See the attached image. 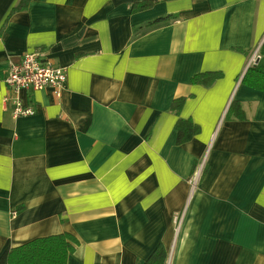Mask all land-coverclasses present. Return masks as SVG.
<instances>
[{
  "label": "crops",
  "instance_id": "obj_1",
  "mask_svg": "<svg viewBox=\"0 0 264 264\" xmlns=\"http://www.w3.org/2000/svg\"><path fill=\"white\" fill-rule=\"evenodd\" d=\"M19 2L0 0V257L69 232L67 264H145L160 245L166 264H264V90L243 81L264 0ZM34 49L67 84L21 91L35 113L15 117L7 66Z\"/></svg>",
  "mask_w": 264,
  "mask_h": 264
},
{
  "label": "trees",
  "instance_id": "obj_2",
  "mask_svg": "<svg viewBox=\"0 0 264 264\" xmlns=\"http://www.w3.org/2000/svg\"><path fill=\"white\" fill-rule=\"evenodd\" d=\"M30 0H20L18 5L12 10L15 13L24 10ZM151 5L150 2H141L135 5L136 8H146ZM177 16L171 15L166 18L151 21L148 26H155L170 20ZM261 58L256 64L250 65L247 69L243 81L254 86L257 89L264 90V42L260 48ZM221 75L220 72L201 73L194 77V81L210 83ZM183 103V99H181ZM229 112L245 117V110L241 103L234 100L230 106ZM178 131L180 141L189 140L197 133V127L192 121H179ZM23 206L18 208L22 210ZM75 244L78 240L69 232L54 234L49 236L36 237L22 245L9 248L0 257V264H67L68 257L75 251ZM167 252L163 246H158L153 255L145 264H166Z\"/></svg>",
  "mask_w": 264,
  "mask_h": 264
},
{
  "label": "built area",
  "instance_id": "obj_3",
  "mask_svg": "<svg viewBox=\"0 0 264 264\" xmlns=\"http://www.w3.org/2000/svg\"><path fill=\"white\" fill-rule=\"evenodd\" d=\"M44 51L34 49L24 53L19 61H10L7 66L6 85L10 94L4 97V109L11 104L15 117L33 115L34 109L27 106L20 92L23 90H41L51 88L56 97L67 84L66 69L51 61L42 59ZM261 58L257 51L249 65L256 64Z\"/></svg>",
  "mask_w": 264,
  "mask_h": 264
},
{
  "label": "rangeland",
  "instance_id": "obj_4",
  "mask_svg": "<svg viewBox=\"0 0 264 264\" xmlns=\"http://www.w3.org/2000/svg\"><path fill=\"white\" fill-rule=\"evenodd\" d=\"M250 66V65H249Z\"/></svg>",
  "mask_w": 264,
  "mask_h": 264
}]
</instances>
